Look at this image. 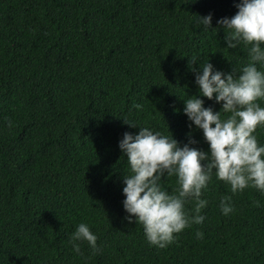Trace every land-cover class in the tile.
<instances>
[{
  "label": "trees",
  "instance_id": "trees-1",
  "mask_svg": "<svg viewBox=\"0 0 264 264\" xmlns=\"http://www.w3.org/2000/svg\"><path fill=\"white\" fill-rule=\"evenodd\" d=\"M236 2L0 0V264H264V194L254 187L232 193L213 175L201 192L204 220L163 248L149 246L121 204L127 165L117 142L139 130L123 120L180 145L190 134V147L207 151L183 99L198 95L194 76L207 60L222 72L247 62L216 24ZM209 13L204 31L197 17ZM255 135L264 143V127ZM221 195L231 197L227 215ZM80 222L97 250L77 241L73 251Z\"/></svg>",
  "mask_w": 264,
  "mask_h": 264
},
{
  "label": "clouds",
  "instance_id": "clouds-1",
  "mask_svg": "<svg viewBox=\"0 0 264 264\" xmlns=\"http://www.w3.org/2000/svg\"><path fill=\"white\" fill-rule=\"evenodd\" d=\"M234 7L231 17L219 18L216 24L224 31L225 48L240 46L247 62L222 72L207 60L194 76L198 95L183 99L182 112L189 128L201 131L207 151L190 147L196 143L190 134H186L187 143L180 145L169 131L162 134L150 126L123 120L139 130L135 134L125 131L117 142L127 165L121 204L127 214L124 218L141 225L149 246L163 248L183 229L204 220L201 210L207 200L201 198V192L207 190L213 175L232 193L254 187L264 194V143L255 135L257 127H264V106L257 102L264 100V0H238ZM210 21L211 13L197 17L196 23L207 31ZM199 97L214 99L220 109L214 112L204 107ZM131 107L140 110L143 105L134 103ZM169 177H175L170 191L164 186ZM189 200L194 201L191 215L185 208ZM253 203L259 207V201ZM219 209L222 215L233 210L230 196L221 195ZM202 235L195 232L196 238ZM96 240L85 222L78 223L69 237L77 254V241H86L97 250Z\"/></svg>",
  "mask_w": 264,
  "mask_h": 264
}]
</instances>
